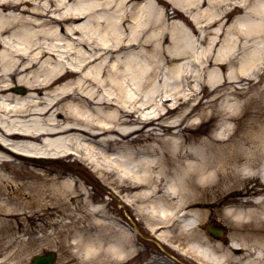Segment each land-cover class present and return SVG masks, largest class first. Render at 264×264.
I'll return each mask as SVG.
<instances>
[{
  "label": "bare ground",
  "instance_id": "bare-ground-1",
  "mask_svg": "<svg viewBox=\"0 0 264 264\" xmlns=\"http://www.w3.org/2000/svg\"><path fill=\"white\" fill-rule=\"evenodd\" d=\"M53 1L0 0V162L14 163L6 152L74 158L109 189L90 188V174L50 166L44 185H20L30 188L22 210L68 214L69 221L53 222L66 232L58 243H69L83 264L140 255L127 222L108 214L116 207L151 230L176 216L175 228L159 229L169 256L264 264V113L241 110L239 99L264 59V0H168L182 10L171 13L160 0H144L128 19V0H59L60 12ZM169 62L168 91L182 85L188 68L196 81L194 66H204L210 98L201 122L191 119L195 103L163 121L169 110L155 112L157 78ZM213 121L228 137L210 129ZM212 217L223 234L209 233ZM8 245L0 238V248ZM13 256L0 264H28ZM147 264L175 263L150 253Z\"/></svg>",
  "mask_w": 264,
  "mask_h": 264
},
{
  "label": "rangeland",
  "instance_id": "rangeland-1",
  "mask_svg": "<svg viewBox=\"0 0 264 264\" xmlns=\"http://www.w3.org/2000/svg\"><path fill=\"white\" fill-rule=\"evenodd\" d=\"M143 1L144 0H129L128 3L125 4V6H129V7L132 6L133 10L137 12L139 10V3ZM160 1L162 5L166 6V10L169 13H171V11L178 12L177 8H174L171 3H168V1L166 0H160ZM53 7H55V4L53 5ZM109 8L110 10H112L115 9L116 7L112 5L111 7L109 6ZM171 68H172V63L170 62L166 63L162 71V74L160 75V77L157 78L160 94L158 95V99H157L158 101L155 103L154 109H156V106L159 104V99L162 94L167 96L169 93H171V95L174 96L176 92L187 93L186 92L187 90L190 91L196 88L197 90H200L199 95L193 96L189 101L186 102H184L186 97L181 99L180 100L181 103L179 106L180 107L183 106V109H187L193 105L192 103H195L196 105L195 111L199 113H196L194 117H192L191 119H195L194 121L198 123L201 122L202 119L206 117L204 115L200 116L199 114L202 112L203 106H205L207 99L210 98V93L207 92L208 88L202 89L203 85L205 84L203 81V77L198 76L196 84L190 83L188 80L184 79L180 87L168 91L166 90V88L172 87L174 83L173 79L169 76ZM210 68L215 69L218 72H221L220 67L217 64L213 63L210 66ZM204 70L205 68L202 65L197 66V68L195 66V71L197 72L203 73ZM181 78H182V74H181ZM166 80L169 82L168 84L169 87L167 86ZM243 82L247 87H246V93L239 98L242 103L241 110L245 109L247 105L249 111L253 114H255L256 109H260L264 113V73L262 72V74L259 77V80L254 78L252 80L247 79ZM237 83L240 84L241 82L237 81ZM227 95L229 96L230 99L233 97V94L228 93ZM175 112L176 111L171 112L166 117H163L161 120L163 121L167 119L170 115H172ZM153 123H154L153 120L147 122V126L150 127L153 125ZM262 125L264 126V120L262 121ZM233 127H234V120L231 119L232 130ZM212 128L215 129L216 131H220V135L222 137H228V133L224 131V129L217 121L216 123L215 121H213L210 124V129ZM1 150L4 151L3 148L0 149V151ZM6 153L7 154L4 155L3 158L12 159L14 163L11 164L6 162V164H3L0 162V173H3L5 175L4 178H0V226L2 224L6 225V228H0V238L11 243L12 247L9 245L7 247L2 246L0 248V252H1L0 257L5 256L6 254L12 255V257H14L13 256L14 253H17L19 255L26 257V259L30 261L32 260L31 257L37 253H41L47 250H56L58 253V261L61 264H83V260L81 259V257L78 254H76L77 253L76 249L71 247L69 243L64 242L62 245H59L58 243L60 237L62 236L61 233L63 234L65 232L64 231L65 228L64 226H61L60 224H54L53 222L59 218L65 219V221H69L70 219L69 215L67 214L66 216L65 213L61 214L58 212H52V213L36 212L33 216H31V214H28L30 211L27 210L26 212V210H22V205H23L22 202L25 199L24 198L25 195H23V193L28 192L30 190L29 187L33 188L38 184H42V185L45 184L44 170H46L50 166H57L64 170L74 171V173H79L81 175H86L87 173L92 175L91 174L92 172L89 171L83 163L78 162L74 158H69L67 160L62 159L59 162L56 160L46 162L39 160V158H20L18 156L11 155L8 152ZM61 162L70 164L74 169L67 168L68 166H66ZM77 168H81V170ZM92 176L95 177V175ZM23 182L28 183L29 187L21 189L20 185ZM89 186L90 188L94 187L96 190L105 193V190H103L102 188H100V186L95 184L94 181H91V184H89ZM114 204L118 206L119 203L117 200H115ZM114 210L115 212H111L109 214L113 216L115 215L123 216L120 208L116 207L114 208ZM26 215H29V217H26ZM135 216L137 215L134 214V217ZM89 218L91 219L90 216ZM138 224L142 229L143 233L150 236V232L143 227L140 220ZM211 224H215V225L218 224L216 222V219L213 217L208 222L207 225L208 230ZM2 229L3 230L6 229V230L3 231ZM140 240L143 241L137 245L140 249H145L144 247H147V249L154 251L150 252L148 250H145L140 253L136 261H130L127 264H137L142 260V258L148 257L150 253L155 254L158 251V254H160L159 252H162L159 246H157V244L154 243L153 240H151L150 238H145L141 236ZM185 260L189 262L188 264H197L195 261L188 259ZM9 261L13 262L12 259H9ZM177 263L180 264L179 261H177Z\"/></svg>",
  "mask_w": 264,
  "mask_h": 264
},
{
  "label": "water",
  "instance_id": "water-1",
  "mask_svg": "<svg viewBox=\"0 0 264 264\" xmlns=\"http://www.w3.org/2000/svg\"><path fill=\"white\" fill-rule=\"evenodd\" d=\"M43 260H41L43 262V264H46V259L49 260V261H52V259L54 258V254L53 253H50V254H47L45 257H42Z\"/></svg>",
  "mask_w": 264,
  "mask_h": 264
}]
</instances>
